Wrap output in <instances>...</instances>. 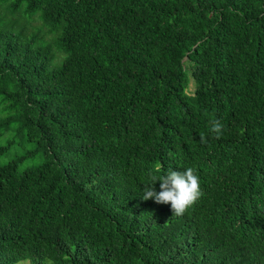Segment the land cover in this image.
<instances>
[{
  "label": "trees",
  "instance_id": "obj_1",
  "mask_svg": "<svg viewBox=\"0 0 264 264\" xmlns=\"http://www.w3.org/2000/svg\"><path fill=\"white\" fill-rule=\"evenodd\" d=\"M0 139V264H264V0H0Z\"/></svg>",
  "mask_w": 264,
  "mask_h": 264
},
{
  "label": "clouds",
  "instance_id": "obj_2",
  "mask_svg": "<svg viewBox=\"0 0 264 264\" xmlns=\"http://www.w3.org/2000/svg\"><path fill=\"white\" fill-rule=\"evenodd\" d=\"M210 132L220 137L223 125L218 120L211 121ZM159 181V191L153 188V183ZM201 196L200 182L193 168L183 171L169 170L164 174L150 176L144 187L142 199L151 198L157 204H168L172 214L182 215Z\"/></svg>",
  "mask_w": 264,
  "mask_h": 264
},
{
  "label": "rangeland",
  "instance_id": "obj_3",
  "mask_svg": "<svg viewBox=\"0 0 264 264\" xmlns=\"http://www.w3.org/2000/svg\"><path fill=\"white\" fill-rule=\"evenodd\" d=\"M192 90H193V84L191 82L188 92H192ZM0 143H4V140L0 139ZM32 148H33V146H31V145H28V146L26 145L24 148L18 147V146L14 147V148H11L10 151L8 152V154L0 159V162L4 163V162L12 159L13 157H15V155H23L25 153L24 150H26V149L27 150H31ZM39 162H40V158H36L35 160L30 159L28 161L25 160L19 166V169L20 170L26 169L28 167H31L33 164H38ZM17 264H29V262L28 261H23V262H19Z\"/></svg>",
  "mask_w": 264,
  "mask_h": 264
}]
</instances>
